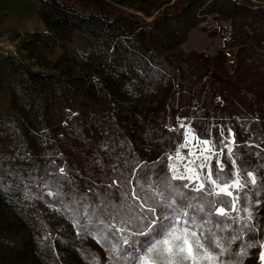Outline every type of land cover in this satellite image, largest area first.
Masks as SVG:
<instances>
[{"label":"rangeland","instance_id":"rangeland-1","mask_svg":"<svg viewBox=\"0 0 264 264\" xmlns=\"http://www.w3.org/2000/svg\"><path fill=\"white\" fill-rule=\"evenodd\" d=\"M52 1L0 0V264H118L43 200L55 193L42 174L106 180L123 146L113 135L127 125L135 151L164 155L177 176L189 166L203 176L204 157L235 175V144L258 114L247 94L264 110V0H57L118 15L91 33L46 26L40 11L51 24ZM148 43L162 59L150 60ZM200 51L209 69L182 56ZM155 129L172 131L170 142H152ZM262 245L251 243L245 264H264Z\"/></svg>","mask_w":264,"mask_h":264},{"label":"trees","instance_id":"trees-1","mask_svg":"<svg viewBox=\"0 0 264 264\" xmlns=\"http://www.w3.org/2000/svg\"><path fill=\"white\" fill-rule=\"evenodd\" d=\"M50 5L54 12L53 17L50 18L51 24H49V20L44 16L42 10L40 11V17L46 26L52 25L53 28L62 30L68 29L91 33L93 22L115 25L118 18V15H107L98 10H80L79 12L73 8L74 11H71L64 4H59L57 0L50 2ZM143 28L146 27L143 26ZM231 45V42L226 40L225 47L228 48ZM147 50L150 60L162 59L151 49L149 43L147 44ZM182 56L185 59L200 62L207 69L211 66L210 56L203 51L187 55L182 54ZM218 56H227V53L220 52ZM29 73L39 77L42 76L39 72ZM23 83L22 85H24ZM27 89H29L28 86ZM247 98L251 107L257 110L258 114L253 115L250 119L251 130L247 140L245 142L238 140L235 144L234 151L238 154L236 174L233 175L226 167H223V171H220L217 165L211 167L213 179H216L218 184L240 179L241 183L245 185L240 188L230 187L237 201L235 212L228 211L225 217H221L215 212V207L230 209L232 198L217 193L210 182L203 181L206 189L198 196L194 195L191 189L186 190L194 208L203 206L206 212L209 208L211 209L210 216L207 217V223L203 224L202 230H204L206 236L212 237L214 235L219 238L221 246L226 250L221 252L220 248L215 245L211 246L210 250L224 264H245L249 251H252L251 243L259 246L261 242H264V173L255 177V184L251 182L252 178L247 175L248 172H252L254 175L256 166L261 163L260 156H264V110L253 106L256 100L251 95L247 94ZM227 108L229 106L225 104L221 109L224 111ZM152 133L157 136L155 140L151 138L152 142L157 140L160 142L168 140L170 142V136L173 134L172 131L169 133L165 130L157 131L156 129L152 130ZM113 137L116 140L120 139L123 146L121 152L113 154L112 166L102 168L106 180L98 182L96 185H80L79 181L76 180V176L68 174L67 171L63 173L59 172L58 169H55L54 172L47 171L42 174L44 175V182L54 191L55 196L53 199L43 197V200L54 204L61 214L80 232L94 239L106 251L110 260L118 264H131L133 258H138V256L135 252L129 254L125 251L127 246L123 244L122 237L127 236L128 232L116 233L115 227H107L108 224L112 223L110 217H114L117 222L116 226L125 227L127 218L129 216L134 217L138 212L137 203L127 196H122V192L127 191L129 187H134L139 196H150V203L156 205L157 201L161 199L160 193L166 182L179 186L185 181L172 179V173L168 171L169 166L164 155L155 154L150 158L140 156L134 149L133 136L127 125L115 132ZM160 142H157V144ZM136 164H141V168L136 169V175H132L131 173ZM143 165H148V167L144 168ZM38 175L41 174L38 173ZM128 180L132 181L131 186L127 184ZM113 181H117L116 185L109 187ZM191 183L195 184V181ZM0 191L6 192L1 184ZM23 192L33 194L28 190ZM33 195L39 197L38 194ZM170 195L168 191L163 192V196L166 198H170ZM256 201H259V203H256ZM248 213L251 214L250 217L247 216ZM203 216L204 214H199L198 223L201 222ZM183 223V219L177 222V227H182ZM128 227H131L132 231L143 230L135 220ZM152 239V237L141 236L138 238V242L148 245ZM113 245H116L115 251Z\"/></svg>","mask_w":264,"mask_h":264},{"label":"snow or ice","instance_id":"snow-or-ice-1","mask_svg":"<svg viewBox=\"0 0 264 264\" xmlns=\"http://www.w3.org/2000/svg\"><path fill=\"white\" fill-rule=\"evenodd\" d=\"M181 128H186L184 124L180 125ZM231 133V129H228ZM195 137V134L193 133ZM220 136L223 137L221 131ZM185 146L187 145L188 132L184 134ZM203 143L207 145L209 141L204 140ZM223 143V139H221ZM171 160V157L168 158ZM205 163H200L198 168L203 170L207 168V171L203 176L197 174L192 167H188L189 175H176V166L169 165L168 171L172 173V179L178 181H185L179 186H175L171 183H165L160 193L161 199L157 201L156 205L150 203L151 197L145 195L139 196L134 187H129L127 191L122 192V196H127L132 199L138 205L137 214L132 217L129 216L125 222V227L116 226L114 217L112 223L107 227H115L116 233L128 232L127 236L122 237V242L127 246L125 251L137 253L138 258L134 257L131 264H224L215 258L211 249V246L215 245L223 252L224 249L219 242V238L206 236L203 228V224L207 223V217L210 216L211 209L205 211L203 206L194 208L186 190L191 189V192L198 196L205 191L206 185L203 182L205 179L210 182L214 190L217 193H222L227 197H231V208L215 207V212L221 217L227 216L228 211L235 212L237 201L233 196V192L230 187H244L240 179H235L230 182L217 183L216 179H213V173L210 163H207L208 158L204 157ZM217 167L220 171H223V165L217 160ZM235 164V161H232ZM147 168L148 165H143ZM141 168V164H136L132 171V175H136V169ZM64 168H60V172L63 173ZM115 171V169H114ZM144 174V173H142ZM248 177L252 178V183H256V178L252 172L247 173ZM195 181V184L191 182ZM117 181H113V187ZM128 185H132V181H127ZM119 190V189H118ZM168 191L171 195L170 198L163 196V192ZM51 195V193H49ZM259 203V201H256ZM191 210V211H190ZM199 214H204L201 217V222L198 223ZM183 219V226L177 227V222ZM133 220L141 226L142 231H132L129 225H132ZM227 226V225H226ZM115 234V233H114ZM141 236L152 237V241L148 245H144L138 242V238ZM155 237H160L156 239ZM146 247V251L144 248ZM113 250H116V245H113ZM259 259L264 262V245L261 246V252Z\"/></svg>","mask_w":264,"mask_h":264}]
</instances>
